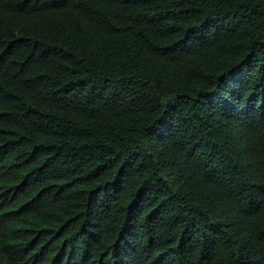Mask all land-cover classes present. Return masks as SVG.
Wrapping results in <instances>:
<instances>
[{
  "label": "trees",
  "instance_id": "1",
  "mask_svg": "<svg viewBox=\"0 0 264 264\" xmlns=\"http://www.w3.org/2000/svg\"><path fill=\"white\" fill-rule=\"evenodd\" d=\"M0 264H264V0H0Z\"/></svg>",
  "mask_w": 264,
  "mask_h": 264
}]
</instances>
